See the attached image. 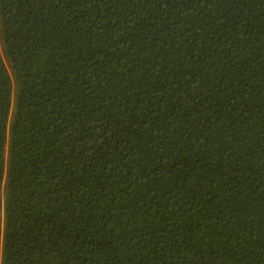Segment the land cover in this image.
I'll list each match as a JSON object with an SVG mask.
<instances>
[{"label":"trees","instance_id":"trees-1","mask_svg":"<svg viewBox=\"0 0 264 264\" xmlns=\"http://www.w3.org/2000/svg\"><path fill=\"white\" fill-rule=\"evenodd\" d=\"M0 264H264V0H0Z\"/></svg>","mask_w":264,"mask_h":264}]
</instances>
